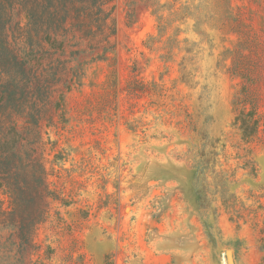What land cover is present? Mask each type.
Returning a JSON list of instances; mask_svg holds the SVG:
<instances>
[{
	"label": "rangeland",
	"instance_id": "rangeland-1",
	"mask_svg": "<svg viewBox=\"0 0 264 264\" xmlns=\"http://www.w3.org/2000/svg\"><path fill=\"white\" fill-rule=\"evenodd\" d=\"M105 9V37L8 39L40 110L2 127L44 147L55 199L30 255L0 226V264H264V0Z\"/></svg>",
	"mask_w": 264,
	"mask_h": 264
},
{
	"label": "trees",
	"instance_id": "trees-1",
	"mask_svg": "<svg viewBox=\"0 0 264 264\" xmlns=\"http://www.w3.org/2000/svg\"><path fill=\"white\" fill-rule=\"evenodd\" d=\"M106 1L0 0V194L7 203L6 211L0 208V226L15 230L24 254L32 253L37 227L47 219L48 201L55 197L47 184L44 147H24L15 127L8 132L2 127L4 119L25 118L40 110L38 103L31 99L30 70L19 61L8 39H22L33 49L55 44V38L70 29L85 37H105L108 21L112 22L110 10L105 9ZM17 16L25 18L23 29L18 23L13 25ZM241 102L247 100L241 99ZM250 110L244 115L241 109L235 115V121L241 118L239 129L246 142H252L260 126L258 119H254L256 108ZM39 121L34 119L32 126L36 135H39ZM37 149L42 150L38 155Z\"/></svg>",
	"mask_w": 264,
	"mask_h": 264
},
{
	"label": "water",
	"instance_id": "water-1",
	"mask_svg": "<svg viewBox=\"0 0 264 264\" xmlns=\"http://www.w3.org/2000/svg\"><path fill=\"white\" fill-rule=\"evenodd\" d=\"M225 261H226V264H233V262L231 260V251L230 250L225 251Z\"/></svg>",
	"mask_w": 264,
	"mask_h": 264
},
{
	"label": "bare ground",
	"instance_id": "bare-ground-1",
	"mask_svg": "<svg viewBox=\"0 0 264 264\" xmlns=\"http://www.w3.org/2000/svg\"><path fill=\"white\" fill-rule=\"evenodd\" d=\"M231 260H232V262H233L232 255H231Z\"/></svg>",
	"mask_w": 264,
	"mask_h": 264
}]
</instances>
